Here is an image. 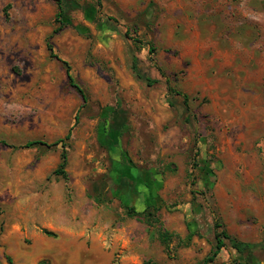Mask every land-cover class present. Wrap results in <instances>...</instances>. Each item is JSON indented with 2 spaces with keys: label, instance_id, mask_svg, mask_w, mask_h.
Segmentation results:
<instances>
[{
  "label": "rangeland",
  "instance_id": "obj_1",
  "mask_svg": "<svg viewBox=\"0 0 264 264\" xmlns=\"http://www.w3.org/2000/svg\"><path fill=\"white\" fill-rule=\"evenodd\" d=\"M62 4L0 0V264H264V0Z\"/></svg>",
  "mask_w": 264,
  "mask_h": 264
},
{
  "label": "trees",
  "instance_id": "obj_2",
  "mask_svg": "<svg viewBox=\"0 0 264 264\" xmlns=\"http://www.w3.org/2000/svg\"><path fill=\"white\" fill-rule=\"evenodd\" d=\"M56 1L58 3V8H59V11H58L57 16H56V20L58 22H60V26H58L55 29V31L61 29L63 23L60 21V18L64 13L63 4H62L63 0H56ZM71 2L75 4V0H71ZM47 47L50 51L51 57L58 58L59 60H61L65 64L66 74H67V77L69 79L70 84L74 88H76L77 91L81 94L84 102H87V95H86L85 91L83 90V88L76 82L75 78L73 77L72 72H71V66H70L69 62L58 57L54 53V50H53L50 43H47ZM151 50H153V49H151ZM132 69L134 70V72L137 74V76L139 78L145 79L149 85H152L155 82V79H153L147 73L143 72L142 69L139 67V58L136 55H134L133 59H132ZM167 84H168V90L170 92L174 93L176 96L178 95V96H181L183 98L182 103H178V102H175L173 100H169L170 104L172 106L176 107L178 109V111H180L181 113L184 110L189 111V105H188L189 95L186 93H182L179 90H176L169 83V80H167ZM78 119L79 118L77 115L76 121ZM71 130L72 129L70 128L68 133L66 134V136L64 138H60L53 143V145L61 144L62 149H61V155H60L61 160H60L58 166L53 170L52 174L60 175V176L64 177L65 179H68V173L66 170V166H67V162H68L67 141L71 138V132H72ZM36 144H45V143L41 140H28L27 142L20 144L16 147H18V148H29V147H32L33 145H36ZM127 213L130 216H139V217L141 216L140 213L133 207H129L127 210ZM44 232L48 235H55L54 232H52L48 229H44ZM159 237H160V241L165 245V247L169 248V244H170L169 242H170L171 234L165 230L164 231L162 230L159 234ZM214 237H215V247H214L212 253L203 261L204 263L212 261L219 254V252L222 250V248L228 247V244L226 242V239H228L229 245L233 249H235L238 254H240L242 256V260H240L242 262L241 264H260V263H253L252 259H250V260L245 259V255H244V253L247 250L251 251L257 245L254 243H249V242L239 240L236 237L232 236L227 231L224 224L219 220V218L217 216H215V218H214ZM10 262H11V260H10ZM145 264H155V263H153L152 261H147Z\"/></svg>",
  "mask_w": 264,
  "mask_h": 264
}]
</instances>
